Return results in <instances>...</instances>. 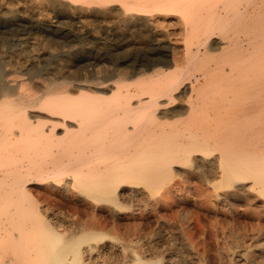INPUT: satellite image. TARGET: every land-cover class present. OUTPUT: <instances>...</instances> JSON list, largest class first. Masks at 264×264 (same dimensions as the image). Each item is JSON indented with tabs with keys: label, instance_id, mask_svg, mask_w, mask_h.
Segmentation results:
<instances>
[{
	"label": "bare ground",
	"instance_id": "6f19581e",
	"mask_svg": "<svg viewBox=\"0 0 264 264\" xmlns=\"http://www.w3.org/2000/svg\"><path fill=\"white\" fill-rule=\"evenodd\" d=\"M2 1L0 264H264V0ZM40 33H71L81 79Z\"/></svg>",
	"mask_w": 264,
	"mask_h": 264
},
{
	"label": "rangeland",
	"instance_id": "374dc122",
	"mask_svg": "<svg viewBox=\"0 0 264 264\" xmlns=\"http://www.w3.org/2000/svg\"><path fill=\"white\" fill-rule=\"evenodd\" d=\"M2 3L8 9H17V7H18L17 3L12 2L10 0H3ZM38 20H40L42 22V21H46V18H45V16H40L38 18ZM53 20L54 19L51 18V21H53ZM73 29L76 30L75 26L73 27ZM90 29H92V30H90ZM84 30H87V31H84V32H86V34L82 35L80 37V39H81V40H79L80 42H85L86 43L88 41L87 43H91L93 45L96 44L95 46H98L103 41V38L110 37V35L107 36V34H105V32L102 31L101 28L99 26H96V25L88 26ZM70 38H71V40H70ZM72 38L73 37H72L71 33L62 36L61 38L60 37L58 38L56 35H53V33H47V35L40 33V34L35 35V40L34 39H29V41H31V40L35 41L37 43L38 47L43 49V52H45V53L46 52H51L54 55H56L55 59H56V61L59 64L61 63V65L63 64L64 66L72 67V69H74L73 71H74L75 75L77 76V78L81 79L82 75L79 74L80 73L79 71L75 70V66L73 67V65L82 63L81 62L82 61L81 60L82 52H81L80 48H78L77 41L75 43V40L72 39ZM68 40H70V41H68ZM19 49H20V42L15 38L14 35L9 34V33H0V58L3 56L0 59V65L1 66H2V64H3V66H4V64L6 65L5 61H7L8 57H10V55H11V57H14L16 55V53L19 51ZM11 63H13V62H11ZM31 71L36 74L37 78L34 77L33 79H28L27 80V78L25 77L26 75L23 74L24 70H20V71L17 70L16 72L11 73V75L16 77V78H18V79L23 80L24 82L26 81L27 82V86L31 87L33 91L38 92V93H43V91H42L43 89L42 88H37L34 85L35 79H38V80L43 81V82H48V81H50L51 76L46 74V73H44V71L37 70V68H33ZM34 71H37V72H34ZM24 78H26V79H24ZM54 80L55 79L53 78V82H54ZM31 188H32V192L34 194H36V193L40 194V199L41 200L43 198H45V196H49V200L50 201L49 200L48 201L51 204V206H54L55 208H60V209H62L64 211H66L71 206L70 199L68 197H66V196L56 197V196H53V195L43 194L45 191H43V189L38 188V187H36L34 185H32ZM187 207L190 210H197V211L201 212V214L203 215L202 219H203L204 222L210 223L211 221L209 222V220L215 221L218 218V219H220L219 222L221 224L225 225V222L227 221L225 216L219 215V214L215 215V213L213 211H211L210 209L202 210V209L198 208L192 202L187 203ZM174 208L176 209L177 207H174ZM146 214L145 215H146L147 218L145 217V215H144V217L147 220L153 221V219H154L153 213L147 212ZM223 219L224 220L226 219V221H224ZM247 220L250 221V223L247 222ZM126 221H127L126 219H123L122 222H126ZM245 222L248 223V224L245 223L246 224L245 227L248 228V229L253 225V224L251 225L252 220H251L250 217H248L245 220ZM241 225H243V224H239L238 225L239 228L241 227ZM214 256L215 255H213V253L211 252V254L209 255V264H217V263L219 264V261H218L217 257L214 258Z\"/></svg>",
	"mask_w": 264,
	"mask_h": 264
}]
</instances>
